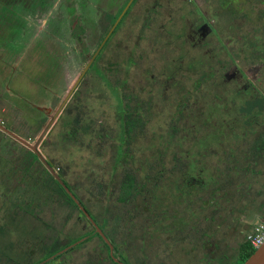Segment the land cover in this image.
Masks as SVG:
<instances>
[{
  "label": "trees",
  "instance_id": "obj_1",
  "mask_svg": "<svg viewBox=\"0 0 264 264\" xmlns=\"http://www.w3.org/2000/svg\"><path fill=\"white\" fill-rule=\"evenodd\" d=\"M223 2L227 10L213 14L211 18L215 21L222 19L231 27V22L244 11V20L240 22L242 27L236 34L238 41L232 48L230 43H223L224 66L232 63L229 58H234V50L241 61H257L263 65L264 24H253V14L247 13L243 7L247 0ZM262 15L261 12L253 18L259 22ZM218 29L216 27L220 39ZM97 75L103 92L94 83V88L88 87L74 96L64 111L60 136L67 142L72 141L70 145L64 141L63 146L68 152L54 160L56 153L51 150L46 158L59 171L114 248L121 247L122 243L137 245L139 240H143V244H147L140 248L145 252L151 241L172 237L177 250L188 251V264H194V257L207 264H212L213 258L218 260V264H243L256 250L247 239L248 234L234 242L236 245L232 243L221 248L226 237L213 239L212 233L214 226L227 224L229 227L232 224L230 211L236 207L242 212L246 210L248 202L241 200L248 189L243 187L242 179L256 175L254 170L264 167V92L260 90L264 88V82L243 88L242 83L239 85L238 80H233L230 98L224 100L225 97H219L213 110L205 114L195 108L197 102H202L194 95L208 91L204 89L207 86L203 85L206 81L204 76L190 79L191 86L178 78L176 88L168 86L165 91H159L158 80L151 79L152 93L147 89L143 93L134 92L135 86L128 90L130 93H125L120 89L124 85H113L105 74ZM183 83L188 86L185 95L176 91ZM163 101L169 104L166 108L168 115L166 105H163V111L160 109ZM104 104L107 105L104 108L106 115L100 110ZM187 104L194 105L195 128L187 125L186 120L190 119L186 112ZM220 109L221 119L216 122L209 120ZM252 111L257 116L255 121L250 119ZM194 129L192 151L186 147L184 139ZM0 133L2 148L10 147L11 152L19 154L17 166L33 175V185L21 199L25 205L15 203L6 211L3 219L6 227L1 224V235H9L12 229L17 232L18 229H27L24 213L36 215L42 195L46 196L45 205L51 200L53 208L67 212L63 227L75 211L78 213L71 235L58 228L45 235L42 229L31 226V234L27 235L33 239L30 249L7 261H0V264H61L65 258H70L65 260L67 264H120L115 260L116 255L112 257L109 253L111 246L38 153L29 147L17 149L14 142L6 147L3 141L7 133ZM106 158L110 160L108 167L101 162ZM66 161L67 164L62 166ZM74 164L82 165L83 169L73 173ZM86 221L92 229L85 225ZM81 223L87 228L82 229ZM82 238L85 239L80 241ZM79 248H84L80 262L77 258L79 253H74ZM91 248L101 251L91 252ZM0 249L6 248L0 244ZM106 249L107 255H104L103 250ZM84 256L87 260L83 259ZM154 257L151 259L164 264L160 255Z\"/></svg>",
  "mask_w": 264,
  "mask_h": 264
},
{
  "label": "flooded vegetation",
  "instance_id": "obj_2",
  "mask_svg": "<svg viewBox=\"0 0 264 264\" xmlns=\"http://www.w3.org/2000/svg\"><path fill=\"white\" fill-rule=\"evenodd\" d=\"M55 1L57 0H53V2ZM63 1L69 8L63 10V7H60L58 12L60 15L62 11L61 16L67 18L62 26L64 32L60 33L51 43L41 36V40L46 45L48 44V47L40 49L34 45L37 43L41 31L47 29L50 5L48 7L41 5L36 9L41 12L33 11L35 15H25L21 12V9L26 11L25 3L20 5L22 8L18 15L26 20L20 25L23 26L21 32L23 30L28 32L29 42L23 43V46L12 47L3 41V45L0 47V53L4 50L10 58L16 60L11 67L6 66L8 64L7 56H5L6 59L0 57V92L5 93V96L0 94V118L4 117L7 121V126L2 124L0 126L7 128L8 131L5 132L15 140L22 142L21 139H25L22 135L36 132L31 130L32 128L42 127L44 130L57 109L71 93L63 111L56 119L57 122L74 96L83 89L94 88L97 73L106 75L109 72H114L119 74L120 71L119 84L124 85V83L130 82L131 73L137 71L140 76L138 83L140 84L138 90L140 93H143V90H148V80L152 85L153 81L159 80L156 76L160 78L162 76L163 81L169 83L167 86L173 88H176L178 78L186 80L191 86L190 79L194 62L199 65H211V72L205 75L207 78L212 77V69L216 70L214 74H217V69L222 68L224 70L223 78L238 80L239 85L243 79L247 78L248 83L242 84L243 88L259 86L264 82V77L260 78L263 71L258 65L250 68L252 74L248 78L235 50L233 51L234 58H229L233 64L230 67L231 71L226 70L229 65L224 66L223 43L225 41L219 39L216 26L211 18L215 13L227 10L223 0H133L117 24V19L123 9L114 20L111 19L108 16L111 12H115V8L109 4V0H103L105 9L101 5L102 0H96L98 19L93 22L90 21V8L86 9L83 0ZM58 15H54V17ZM174 15H180L183 21L176 22V19L173 21ZM163 16H167L169 26L166 25L167 23H161ZM7 28L8 26L0 24V34L4 33ZM32 30H39L40 34L33 35ZM210 36L216 39L212 42L217 44L211 54L208 53V38ZM145 41L151 42V45L141 49L140 47ZM237 41L238 37H235L233 46ZM193 50L197 51L195 55ZM34 52L39 55L38 57H41L44 63L52 59L54 67L56 66V69L59 70V77L57 76L55 84L48 83V79L46 81L38 80L37 94L35 97H31L17 90L15 80L18 77L25 84H29L30 89L32 88L29 81L35 80L33 78L37 75L34 72L28 73V69L32 68L28 66V61L31 60ZM148 53L154 55L149 56ZM91 61L92 63L86 70ZM99 62H104L103 68L97 66ZM212 64L217 65L216 68ZM33 69L38 70L34 67ZM253 90L254 92L258 91L257 89ZM260 90L264 92V88H260ZM189 91L191 92V87ZM6 100L9 101L5 103ZM193 108L192 104L186 105L189 117L193 115ZM252 112L250 119L255 121L257 116L254 111ZM188 121L190 120L187 119L186 122L188 123ZM254 215L257 216V219L253 221L251 229L258 223L264 222V205H261L259 211ZM85 225L92 229L89 222L86 221ZM84 239L82 238L80 241ZM122 245L125 243H122L121 247L113 248V251L109 250L112 257L116 255L115 260L120 264H143L139 257L133 256L134 250L131 247L127 249ZM83 249H75L77 252H74L76 255L79 253L77 255L79 262L82 260ZM90 251L99 253L101 249L91 248ZM131 251L132 253H130ZM103 252L104 255H107V249ZM83 259L87 260V256H84ZM105 260L107 259L105 258Z\"/></svg>",
  "mask_w": 264,
  "mask_h": 264
},
{
  "label": "rangeland",
  "instance_id": "obj_3",
  "mask_svg": "<svg viewBox=\"0 0 264 264\" xmlns=\"http://www.w3.org/2000/svg\"><path fill=\"white\" fill-rule=\"evenodd\" d=\"M247 1L248 2L243 6L247 13L253 14V17H255L254 16L255 14L258 15L261 12L263 13L262 18L260 19L259 22H257V20L255 21V19L253 17H251V19L253 20V24H256V25L257 24L258 25L264 24V0H247ZM126 2H127V0H109V4L113 5V8H115V12H113V13L111 12V14H109L108 17H110L111 19L114 17H117L119 15L120 11H122V9H123V11H122L121 15L124 12H126L125 10L129 6V3L131 2V0H129L127 3ZM22 3L26 4V7H27L26 11H23V9H21L22 7L20 5ZM83 4H84V6L87 7L86 9L89 10V8H90V12H89V16L91 17L90 21L93 22L94 20H97L98 19V14H97L98 4L96 3V0H83ZM104 4H105V1L102 0L101 5L103 6ZM41 5L47 6V7L50 5V8L48 10V16H47L49 24H48L46 30L41 31V34H40L39 30H32L31 33L33 35L37 36L38 33L40 34V36L37 38V43L34 45V47H36V48L38 47L40 49H45L46 47H48V44L46 45V43L43 40H41L42 39L41 36H43L46 40H48L51 43L52 40H54L55 38H57L60 35V33L64 32L62 26H64L63 24L65 23L67 18H64L61 16L62 11H61L60 15H58V12H59L60 7H63V10H67L69 8L67 6H65L63 0H57L55 2H53V0H0V24L8 26V28L5 30V32L0 34V47H1V45H3V43H2L3 41H5L6 45L8 44L9 46H12V47H14V46L17 47L20 45L23 46L24 45L23 43L27 44L29 42V40L27 39L28 32L26 33L25 30H23L21 32V30L23 29L22 28L23 26L20 25V23L26 22V20H23L22 18H20L21 16H19L18 14L20 13V9H21V12H23L25 15L26 14L27 15L28 14H34L33 11L41 12V10H36L37 8L41 7ZM28 8H31V9H28ZM103 8L105 9L104 6H103ZM46 10H47V8H46ZM243 13H244V11L240 13V16H239L240 18L238 17V18H236L237 20H235L234 22H231L232 23L231 27L228 26L227 22L225 23L224 20H222V19L215 21V19L212 18L215 26L218 27L219 28L218 30L221 32L220 40L225 41L227 43H230L229 46L231 48L233 47V40L236 37V34H238L237 33L238 30H240L242 27V23H240V22H243V20H244ZM54 15H58V16L54 17ZM120 16L118 17L117 20H119ZM247 18H249V17H247ZM175 19H176V22L177 21H183V19L181 18L180 15H174L173 21ZM157 21H158V18H157ZM163 22L167 23L166 25L169 26L167 16L162 17L161 23H163ZM248 22L250 23V20H248ZM230 34H231V36H229ZM229 39H232V41H230ZM208 40H209L208 53L211 54V53H213L212 49L217 46V44L215 42H212L216 39L212 38L210 36L208 38ZM228 41H230V42H228ZM50 45H52V44H50ZM150 45H151V42L145 41L144 43H142L140 48L145 49L147 47H150ZM161 52L162 53L164 52L163 49L161 50ZM196 52H197L196 50H193L194 55L196 54ZM148 54H149V56L154 55L153 53H148ZM5 56H7V59L5 58ZM38 56L39 55H37L34 52L31 60L28 61V66L32 67V68L28 69V73L31 74L34 72L37 75V77L33 78L35 80L29 81L31 83L30 85H32V88L30 89L29 84L28 85L25 84L24 81L18 79V77L15 80V87L17 88V90L19 92L25 93L26 95H29L31 97H35L37 94L36 88H38V83H37L38 80L41 79L42 81H46V79H48V83L55 84L56 80H57V76L59 77V70L56 69V66L54 67L53 63L51 62L52 59L49 61H45V63H44L42 61L41 57H38ZM0 57L2 59L5 58L7 60L8 64L6 66H11L16 61L15 58H13V59L10 58L9 55L7 53H5L4 50L1 51ZM196 58H198V57H196ZM114 61H116L115 58H114ZM240 62L242 64L243 68L245 69L248 78H249L250 74H252V73H250V70H251L250 68H252L254 65H258V67H260L263 70V72L261 73L262 75H260V78L264 75V62H263V65H262V63H259V62L257 63V61L252 62V61H241L240 60ZM116 63H117V61H116ZM194 63L195 64L192 65L191 79H197L201 75L204 76L206 81L203 82V85H207L206 87H204V89H208V91H204V92L199 91L198 93H194V95L199 97L198 99L202 102V103L197 102L196 103L197 105L195 106V108H197V109L199 108L203 113L206 114L207 112H210L211 110H213V108L217 105V101H218L219 97H225L224 100H227L230 98V96L233 93L232 87H234V85H233L234 82L232 79L223 78L224 70L222 68L217 69V71H218L217 74H214V71L216 72V70L213 71V69H212V75H211L212 77L207 78L205 75H203V73L204 72L210 73L211 72V69H210L211 65L210 64H206V65L200 64L199 65L196 62H194ZM112 64H113V62H112ZM80 65L82 67V65H83L82 62ZM213 65L216 68L217 65L212 64V66ZM232 65L233 64L231 63L226 68V70L231 71L230 67ZM97 66L103 68L104 62L103 63L99 62ZM11 67H9V70H11ZM33 67L38 69V70H34ZM150 74H151V72H150ZM106 75H107V79H109L113 85L119 84L120 71H119V74L114 73V72H109ZM9 77H10V74H9ZM156 77L159 78V80H158L159 84H160L159 91H165V89L168 87L167 85L169 83L164 82L162 76H161V78L158 76H156ZM22 78H24V77H22ZM139 79H140V76H139L138 72L133 71L131 73L130 82H128L127 84L124 83V86H121L120 89L125 93H130V91H128V90L135 86L136 88L132 91L139 92L138 91L139 87H140V84H138ZM99 81L100 80L97 77V79L95 80V83H97V86H99L100 91L103 92V89L100 86ZM227 82H229V83H227ZM247 83H248L247 78L242 80L243 85H245ZM220 87H222V88H220ZM187 90H188V86L187 85L185 86V84L183 83L182 86L176 91H179L178 94L185 95ZM148 91H150V93L153 92V85H152L151 81L149 83ZM167 92H168V90H166V93ZM0 94L2 96H5V93L3 94V91H1ZM8 101L9 100H6L5 103H7ZM163 105H166L165 112L168 115L169 111L166 108L168 107L169 104L168 103L166 104V101L165 102L163 101L162 105L160 106V109L162 111L164 109ZM105 107H107L106 104H104L100 108V110H103V113H105V115H106V112L104 109ZM223 108L224 107H221V109H223ZM221 109H220V112L217 111L215 115L213 114L209 118V120H211L212 122H216L217 119L218 120L221 119L220 118L221 117L220 113L222 112ZM63 114H64V112L62 113L60 118L57 120V122L54 124V126L51 128V130L49 131V133L47 134V136L45 137V139L43 140V142L41 143V145L39 147L42 154H44L47 157H49L50 151L53 150L54 153H56L54 160L58 157H62V155L64 154L63 152H66V153L68 152L67 148H65V146H63L64 141H66V140L63 138V136L62 137L60 136V134L63 133V131H62L63 130L62 125L64 124ZM196 118H197L196 115L190 117V119H189L190 121H188V123H187L189 128H191L192 126H194L192 128L197 127L195 125L196 121H197ZM109 119H111V117ZM0 124L7 126L6 125L7 124L6 118L1 117L0 118ZM200 124H203V123H200ZM202 128H204V127H202ZM42 130H43L42 127L41 128L38 127L36 132L28 133V135H22V136L25 137V139L28 142H30L31 144H34L37 141ZM23 131L25 132V130H23ZM0 132L5 133V131L2 129L1 126H0ZM195 133L196 132L194 129L191 131V134L188 133L187 137L184 139V143L187 144L186 147H188L191 150H192V147L194 146V144H192V142L195 140L194 139ZM5 137L6 138L4 139L3 142L6 145V147L8 145L12 144V142H14L13 145L16 146L17 149L29 147L25 143L20 142L19 140H15L13 137H9L8 134H5ZM68 143L70 145L72 143V141H70V140H69V142L66 141V144H68ZM134 143H136V147H137V141H135ZM138 145H139V143H138ZM140 145H141V141H140ZM8 148L9 149H3L1 146V143H0V227L2 226L1 224H3V223H4V226L6 227V223H5L6 221L3 219H4V216L6 214V211L9 210L11 206L14 207L15 203L25 205V202H22L21 199L26 194V192L30 191L31 186L33 185V175L30 172L23 171L22 166L21 167L17 166V164L20 162L19 154L17 156L14 152H11L10 147H8ZM69 156H70V154H69ZM101 162L105 167H108L110 160H108L107 158L101 159ZM66 164H67V161L62 163L61 165L65 166ZM72 168H73V173H75L76 171L78 172L79 169H83L82 165L76 166L75 164H74V167H72ZM259 169L260 170H258V171H257V168L254 170L256 175H254V176L251 175L250 177L248 175V178L242 179L243 187L244 188L246 187L248 189L247 193H245L242 196V200H241L242 202L245 200L248 202V206L245 208L246 210L244 212H242V211L238 210V208L236 207L235 209H233V211H230L229 214L231 216L230 220H231L232 224L229 227H227V224H223V225H220L218 227L214 226L215 230L212 233L213 239H222V238L226 237V240L221 245V248L230 246V245H232V243L234 245H236V243H234V242L240 241L239 240L240 238L245 237L246 234H249L252 231L251 230L252 223H253V221H255L257 219V216H255L254 214L259 211V207L261 205H264V204H262V203H264V167H261ZM57 172L59 173V171H57ZM249 173L252 174L251 171ZM59 175H60V173H59ZM42 196H43V199H41L42 201L40 200V202H39L41 204V206L38 207L37 210H35V212H37L36 215H32V214L22 212V213H24V218L26 219V222H24V223H25V225H28L27 229L22 230V231H20L18 229V232L16 230H13V229L9 230L10 233L7 236H2L0 233V244L5 246V248H6V249H0V261H7V260H9V258H11V257L14 258L16 255H21L24 253V251H27L28 249H30V247L32 246V243H33V239L27 238L28 237L27 235H29V233L31 234V232L29 230L31 226L34 228L42 229L41 231H44L45 235H49L50 232H53L55 229L56 230H58V229L62 230V233H64V234L71 235L73 233L72 224L78 218L77 211H75L74 215H72V217L69 218V222L64 223V227H63L62 222L64 221V218L67 216L66 215L67 212L63 211V209L58 208V207L53 208L52 206L54 204L51 200L45 205L44 201H45L46 196L45 197H44V195H42ZM14 200H16L17 202H15ZM19 204H18V206H19ZM54 210H55V212H54ZM34 217H38L39 220H35ZM214 223H221V222L215 221ZM81 227H82V229L87 228V227H85V225L83 226L82 223H81ZM116 228L118 229L119 227L116 226ZM249 230H251V231L249 232ZM47 233H49V234H47ZM127 236H129V235L127 234ZM139 237L140 236H138L137 238H139ZM125 239H126V235H125ZM138 240L139 239H137V241ZM164 241H166V242H164ZM146 244H147L146 242L143 244V240L142 241L139 240V242H137V245H131V246L122 245V247L127 248V249H128V247L129 248L131 247L134 250V254H137L136 257H139L140 261L143 262V264H158L157 262H160L159 260L151 259L155 255H160V257H162V259L164 260V264H188V262H187L188 251L187 250H177V247L175 245V241L172 239V237H170V239H168V240L161 238V239H155V240L151 241L149 248L145 249V252H144V251H142L143 249L140 248V246L142 247V246H145ZM196 246H197V243L194 244V247H196ZM20 252H22V253H20ZM142 252H144L148 257L145 254H142ZM130 253H132V251ZM193 255H196V254H193ZM66 259L69 260L70 258H65L61 264H67L65 262ZM194 264H207V262L200 259L199 257H194ZM212 264H218V260H215V258H213Z\"/></svg>",
  "mask_w": 264,
  "mask_h": 264
},
{
  "label": "water",
  "instance_id": "obj_4",
  "mask_svg": "<svg viewBox=\"0 0 264 264\" xmlns=\"http://www.w3.org/2000/svg\"><path fill=\"white\" fill-rule=\"evenodd\" d=\"M133 0H131L132 2ZM131 2L129 3V5L131 4ZM129 7V6H128ZM127 7V8H128ZM127 10V9H126ZM125 10V11H126ZM125 13V12H124ZM124 13L122 15H124ZM120 16L119 20L123 17ZM119 20H117L116 24L119 22ZM92 63V61L89 63V65L87 66L86 70L88 69V67L90 66V64ZM86 70L84 71V73L86 72ZM71 93L69 94L68 97H66V99L64 100V102L61 104V106L57 109L54 117L48 122V124L46 125L45 129L42 131L41 135L39 136L38 140L34 143L31 144L30 142H28L27 140H23L21 139V141L23 143H25L27 146L30 147V149H32L33 151H35L36 153H38V155L40 156V158L42 159V161L46 164V166L48 167V169L51 171V173L53 175H55V177L64 185V187L67 189V191L69 193H71L72 197L76 200V202L79 204L81 210L86 214V216L88 217L89 220L92 221V223H94V225L96 226L97 230L100 232V234L102 235V237L106 240V242L108 244H110L111 246V250L113 251L114 245L112 244V242L110 241V239L106 236V234L103 232V230L98 226V224L96 223V221H94L92 219V217L90 216V214L87 212L86 208L82 205V203L77 199L76 195L72 193V191L70 190V188L66 185V183L64 182V180L62 179V177L59 175V173L56 171V169L54 168V166H52V164L48 161V159L46 158V156L44 154H42V152L40 151V145L43 142V140L45 139V137L47 136V134L49 133V131L51 130L52 126L55 124L57 117L60 115V113L63 111L64 106L66 105V103L68 102L69 98H70ZM2 129L4 131H8L7 128L2 127ZM243 264H264V244L257 248L255 250V252L247 259L243 262Z\"/></svg>",
  "mask_w": 264,
  "mask_h": 264
},
{
  "label": "built area",
  "instance_id": "obj_5",
  "mask_svg": "<svg viewBox=\"0 0 264 264\" xmlns=\"http://www.w3.org/2000/svg\"><path fill=\"white\" fill-rule=\"evenodd\" d=\"M247 239L255 249L261 247L264 244V222L258 223L247 235Z\"/></svg>",
  "mask_w": 264,
  "mask_h": 264
}]
</instances>
